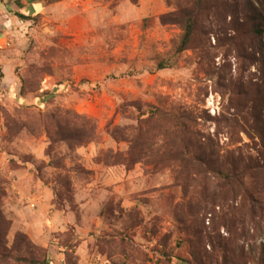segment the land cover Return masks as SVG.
I'll return each instance as SVG.
<instances>
[{"label": "rangeland", "instance_id": "374dc122", "mask_svg": "<svg viewBox=\"0 0 264 264\" xmlns=\"http://www.w3.org/2000/svg\"><path fill=\"white\" fill-rule=\"evenodd\" d=\"M201 6L0 0V264H264V0Z\"/></svg>", "mask_w": 264, "mask_h": 264}, {"label": "trees", "instance_id": "16d2710c", "mask_svg": "<svg viewBox=\"0 0 264 264\" xmlns=\"http://www.w3.org/2000/svg\"><path fill=\"white\" fill-rule=\"evenodd\" d=\"M57 1H60V0H57ZM130 1L133 3H136L137 0H130ZM202 3H203V0H193L192 10H188V11L181 10V11H179L180 12L179 16L177 15L178 20L175 23L181 25L182 34H181V36L178 40V43L176 45L174 55H176V56L180 55L182 52H184L188 48L189 44L191 43L193 36H194L195 29H196V17H197L196 12L201 10ZM166 68H168V67L160 64L158 69L162 70V69H166ZM148 114L151 116L158 115V113L156 111H153V110H150L148 112ZM179 130L182 132V131H184V128L182 126H180ZM62 141H66V140L64 139ZM214 174L221 175L218 172H214ZM225 177L228 178L227 176H225Z\"/></svg>", "mask_w": 264, "mask_h": 264}]
</instances>
